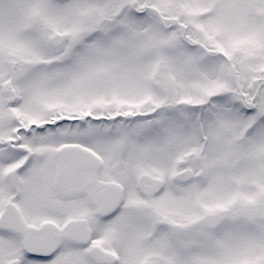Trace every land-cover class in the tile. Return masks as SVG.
<instances>
[{
	"label": "snow or ice",
	"instance_id": "1",
	"mask_svg": "<svg viewBox=\"0 0 264 264\" xmlns=\"http://www.w3.org/2000/svg\"><path fill=\"white\" fill-rule=\"evenodd\" d=\"M0 264H264V0H0Z\"/></svg>",
	"mask_w": 264,
	"mask_h": 264
}]
</instances>
